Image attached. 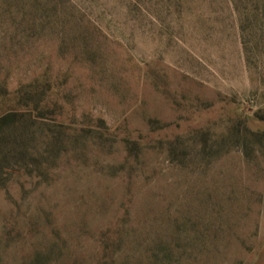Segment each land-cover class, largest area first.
<instances>
[{
  "label": "rangeland",
  "instance_id": "obj_1",
  "mask_svg": "<svg viewBox=\"0 0 264 264\" xmlns=\"http://www.w3.org/2000/svg\"><path fill=\"white\" fill-rule=\"evenodd\" d=\"M8 111L0 264H264V0H0Z\"/></svg>",
  "mask_w": 264,
  "mask_h": 264
},
{
  "label": "trees",
  "instance_id": "obj_2",
  "mask_svg": "<svg viewBox=\"0 0 264 264\" xmlns=\"http://www.w3.org/2000/svg\"><path fill=\"white\" fill-rule=\"evenodd\" d=\"M34 121L29 112L8 111L0 115V184L6 181L10 167L19 166L26 158L37 157L31 149L36 140ZM55 143L54 138H48V147L54 148Z\"/></svg>",
  "mask_w": 264,
  "mask_h": 264
}]
</instances>
